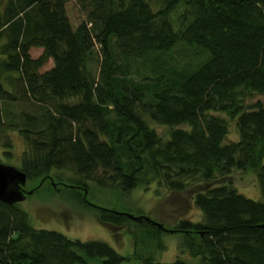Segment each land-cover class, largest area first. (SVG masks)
<instances>
[{
  "label": "trees",
  "instance_id": "trees-1",
  "mask_svg": "<svg viewBox=\"0 0 264 264\" xmlns=\"http://www.w3.org/2000/svg\"><path fill=\"white\" fill-rule=\"evenodd\" d=\"M65 1L0 0V133L12 127L24 139L16 167L39 179L31 192L58 189L41 185L46 178L64 184L113 232L132 218L90 204L94 185L126 193L150 181L176 191L203 181L191 196L201 219L172 227L198 260L141 263L264 264V0H153L155 9L151 0H78L85 16L74 27ZM179 44L189 48L182 60L170 54ZM31 47L41 52L32 57ZM250 94L260 97L245 102ZM16 99L30 109L10 112ZM150 121L166 125L167 136ZM231 122L235 139L227 138ZM233 167L254 171L260 199L229 181L209 185ZM135 221L155 236L168 230ZM129 257L102 239L35 227L19 202L0 200V264Z\"/></svg>",
  "mask_w": 264,
  "mask_h": 264
},
{
  "label": "rangeland",
  "instance_id": "rangeland-1",
  "mask_svg": "<svg viewBox=\"0 0 264 264\" xmlns=\"http://www.w3.org/2000/svg\"><path fill=\"white\" fill-rule=\"evenodd\" d=\"M153 9L157 5L151 0ZM65 11L71 25L74 27L85 13L80 8L78 0H66L64 3ZM179 9L171 12L170 18L173 23H177ZM182 48V49H179ZM189 48L180 44L170 53L175 59H184ZM30 55L37 56L41 52V47H31ZM162 56L170 58L166 53ZM195 60V59H194ZM98 54L89 62L92 72L98 68ZM52 64L51 59L40 67V70L46 69ZM260 97L258 94L246 96L245 102H250ZM18 101V102H17ZM27 100L16 99L9 105L10 112H19L29 110L30 106ZM30 103V102H29ZM12 119V116L10 117ZM16 122V117H13ZM14 124V123H13ZM150 125L163 137L167 136L168 127L164 124L150 121ZM227 133L228 139H235L236 132L231 122ZM5 144V145H4ZM25 147V141L18 133L16 128L7 127L0 133V161L6 164L19 165L21 150ZM70 172L65 171L68 176ZM38 180L29 181L26 179L22 185L26 191L30 189ZM54 182V188L49 190L40 186L37 190L27 193L19 201V205L28 213L30 222L35 227H46L58 230L70 238L88 239L98 238L108 242L118 252L128 259L119 264H142L144 256H150L153 259L162 261L172 260L177 255L184 259L196 261L198 257L192 255L187 249L179 246L181 243V233L173 231L175 221L178 218H187L192 221L201 219V212L191 202V196L204 182H191L181 190H170L159 186L150 181L148 184L141 183L128 192L121 193L94 185L87 193L86 199L90 204L112 207L133 215L144 214L154 219L167 228L155 236L151 231H147L144 226L133 219L123 221L113 228V232L103 223H100L88 204L73 199L70 190L64 184H58L51 179H44L41 185L46 182ZM64 179L62 183H64ZM223 181H229L235 186L236 190L245 196L253 199H260V190L257 184L254 171L250 168L239 169L233 167L224 175H217L209 180V185L218 184ZM53 188V189H54ZM158 188V189H157ZM112 231V230H111ZM159 235V236H158ZM160 241V246L157 242ZM87 264H97L96 261L88 260Z\"/></svg>",
  "mask_w": 264,
  "mask_h": 264
},
{
  "label": "water",
  "instance_id": "water-1",
  "mask_svg": "<svg viewBox=\"0 0 264 264\" xmlns=\"http://www.w3.org/2000/svg\"><path fill=\"white\" fill-rule=\"evenodd\" d=\"M26 181L25 173L12 164H6L0 162V200L13 203L19 202L22 200L27 193L31 192V189L24 190L22 185ZM129 217L134 220L140 221L141 219H147L153 222L158 227H163L162 224L144 214L133 215L127 212ZM260 225H264V221L260 223Z\"/></svg>",
  "mask_w": 264,
  "mask_h": 264
}]
</instances>
